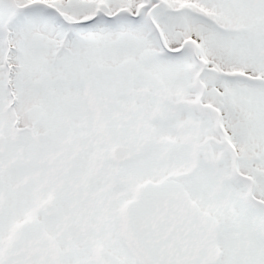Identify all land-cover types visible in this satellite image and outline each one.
Instances as JSON below:
<instances>
[{"label": "snow or ice", "instance_id": "snow-or-ice-1", "mask_svg": "<svg viewBox=\"0 0 264 264\" xmlns=\"http://www.w3.org/2000/svg\"><path fill=\"white\" fill-rule=\"evenodd\" d=\"M0 264H264V0H0Z\"/></svg>", "mask_w": 264, "mask_h": 264}]
</instances>
